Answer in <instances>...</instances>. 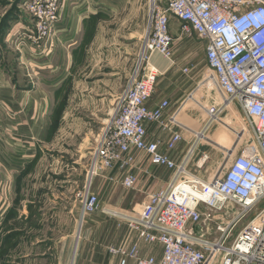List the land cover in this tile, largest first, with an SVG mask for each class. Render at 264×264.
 <instances>
[{"label": "built area", "instance_id": "2783aa9c", "mask_svg": "<svg viewBox=\"0 0 264 264\" xmlns=\"http://www.w3.org/2000/svg\"><path fill=\"white\" fill-rule=\"evenodd\" d=\"M68 1L25 0L23 8L32 25L13 34L17 49L29 46L34 54L46 50L51 37L66 26L62 10ZM157 1L150 6L149 33L137 69L94 149L81 219L100 210L99 197L91 189L93 177L119 170L121 186L134 189L137 177L129 169L136 157H143L172 177L134 214L103 210L136 234L129 246L108 247L119 264H264V207L247 218L264 200V0H165L163 5ZM171 19L178 23L177 36L172 34ZM194 36L203 44L217 102L205 109L200 131L177 161L174 155L183 133L163 121L169 101L152 102L157 70L151 58L157 53L174 65L175 41ZM181 71L190 73L187 67ZM234 108L249 137L238 154L210 178L189 173L187 166L198 142L223 113ZM229 124L223 128L237 133ZM148 125L168 130L167 140L149 139ZM208 159L202 153L196 168L202 169ZM213 233L219 236L211 241L207 236Z\"/></svg>", "mask_w": 264, "mask_h": 264}, {"label": "crops", "instance_id": "0c3cea01", "mask_svg": "<svg viewBox=\"0 0 264 264\" xmlns=\"http://www.w3.org/2000/svg\"><path fill=\"white\" fill-rule=\"evenodd\" d=\"M124 2L125 0H72L69 5L66 4L63 13V24L66 26L60 28L51 38L56 43L67 44L71 47L68 56L63 51L59 52L58 63L50 71H62L56 82L59 85L58 92L62 91L70 80L73 87L77 82V75L78 80L81 81L82 76L79 75L85 70H89L90 76L103 74L99 71L102 66L101 62L108 61L109 56L106 53L113 49L103 48L107 41L104 39L106 35L102 29V23L113 21L114 14ZM66 17L68 21H65ZM95 21L99 22L94 24ZM171 24L172 34L177 36L178 23L175 19H171ZM29 27L31 26L27 21H0V264H49L50 257H57L56 264H119V258L110 255L107 249L110 246H129L136 240L135 232L126 224L106 214L103 210L87 215V218L85 216L86 220L81 219L79 207L76 212L72 209L66 212L70 215H66L68 218V226H66L60 224L61 218L64 219L65 216L64 211H51L53 216H50L45 204L47 199L41 194L31 195L27 191L29 186L27 178L31 177L34 170V162L28 158L32 149L22 142L19 144L16 139L18 133L27 137L34 129L32 116L39 102L27 98L29 91L27 89H31L33 84L31 69L34 66L50 67L48 64L56 51V48L54 52L51 48L53 54L50 57L39 58L29 46L18 50L13 34L17 31L23 32ZM189 46L190 40L177 39L172 47L174 55L177 56L184 50L186 56ZM38 58L39 61H37ZM151 62L161 71L167 69L158 55H152ZM69 70H72L71 79ZM187 78L186 73H183L179 67H174L167 77L157 82L152 97L153 103L162 99L169 101L170 108L166 111L163 121L180 130L183 133V139L184 133L191 130L188 126L192 122L189 114L191 109H186L184 102V96L189 87ZM87 84V88L95 86L92 81ZM37 92L38 90L33 94ZM81 104H88L89 107L93 105V100H84L79 106ZM18 112H23L21 117L25 119V124H21L20 127H18V121L21 117ZM46 120L48 125L49 116ZM204 120L205 117L202 121H197L198 128L202 127ZM181 121H185V124L183 125ZM57 124L58 121H52L50 127L46 125L42 134L45 140L51 138ZM168 136V130H161L156 125L147 126L149 139H159L164 142ZM180 145L174 155L177 161L183 156V149ZM16 151L21 153L23 160L18 162V165L15 157ZM23 165L25 167L23 175L12 176V171H16V167ZM129 170L137 177L135 191L143 194L145 200L149 195L157 192L160 186L165 187L172 177L171 172L156 169L143 157H136ZM153 171L166 173V177L160 179L154 175ZM108 174L111 176L109 177L107 173L101 175L104 185L121 182L123 176L121 171L113 170ZM91 189L98 195L100 201L102 187L92 188L91 185ZM142 204L139 205L140 208ZM74 212L78 215V220ZM52 217L61 220L50 221ZM83 226L85 231L82 236ZM77 229H79L78 240L75 236ZM53 232L61 233L62 236L54 241L50 238ZM66 252H68V257L70 255L67 260H65ZM142 252L147 253L148 248L142 246ZM127 264H133V262L129 261Z\"/></svg>", "mask_w": 264, "mask_h": 264}, {"label": "rangeland", "instance_id": "374dc122", "mask_svg": "<svg viewBox=\"0 0 264 264\" xmlns=\"http://www.w3.org/2000/svg\"><path fill=\"white\" fill-rule=\"evenodd\" d=\"M24 1L0 0V21H27L29 26H31L32 18L24 11ZM71 2L72 0H69L67 5ZM152 2L153 0H125L122 7L114 14L113 21H104L102 23V29L106 35L104 39L107 41L106 46L103 48L111 47L113 49V51L106 53L109 56L107 58L108 61L101 62L102 66L99 71L103 74L90 76L88 74L89 70H85L79 75L82 76L81 81L78 80L77 75V82L73 87L70 80L63 90L58 92L59 85L56 82L62 71H50L58 63L59 52L63 51L68 56L70 55L71 47L67 46V44L56 43L50 39V51L48 52L49 47L47 45L48 48L46 50L36 55L39 58L50 57L56 48L55 54L51 57L48 64L50 67L34 66L31 69L33 84L31 89H27L29 90L27 98L38 100L39 102L37 110L32 116V127L34 129H32V134L27 137L18 133L16 141L19 144L22 142L27 146L29 145L32 149V153L28 154V158H31V162H34V170L31 177L27 178L28 193L31 195L41 194L47 199L45 204L50 216L52 215L51 211L61 210L65 212L64 219L52 217L50 221L61 220L60 224L68 226L66 215H70L66 214V212L71 209L76 212L81 207L84 188L89 183L88 171L92 163L94 149L104 128L115 113L118 98L131 81L133 73L139 64L141 50L149 33V12ZM164 2L165 0L160 2L158 0L157 4L163 5ZM63 13L64 8L62 15ZM99 17L106 18L105 16ZM97 22L99 21H95L94 24ZM110 43L113 45H108ZM154 55L161 57L157 53ZM39 58L37 61L40 60ZM173 60L176 62L170 66V62L162 59L168 69H166L167 71H161L156 65L151 63L157 70V82L167 77L176 66L180 70L185 66L190 69V73L186 74L189 87L184 96V102L186 109H191L189 114L192 122L188 127L192 131L189 130L184 133L186 138L184 137V141L180 145V148L183 149L182 155L185 156L187 149L193 144L196 133L200 131L197 121H202L205 117V109L217 102V95L213 92V76L205 65L203 44L197 37L194 36L190 40L189 52L186 56L184 50H182ZM142 68H145V65H141ZM69 73L71 79L72 70ZM141 73L143 72L140 71V75ZM126 74L127 76H125ZM89 81L94 82L95 86L87 88V82ZM37 90L38 92L33 94ZM65 91L66 93L64 94ZM88 99L93 100V105L88 107V104H81L79 106L80 103ZM21 113L18 112L20 117L22 116ZM47 116H49L51 121V124L49 121L48 125L46 122ZM220 119L205 134V137L198 142L187 166L189 173L196 174L203 179L210 178L212 172L224 169L238 154L246 139L249 138L248 133L243 130L241 116L236 108L223 113ZM19 120L18 127L21 124H25V119L23 120L21 117ZM52 121H58L57 127L51 138L45 140L42 137L43 131L46 125L47 127L52 125ZM181 123L184 125L185 121H181ZM225 123H230L229 125L237 133L224 129L223 124ZM202 153H207L209 159L205 162L202 169L199 170L195 165ZM15 157L17 165L23 161L19 151H16ZM24 171L25 167L23 165L22 168L16 167V171H12L11 174L18 177V175H23ZM106 173L109 175L108 172ZM105 174L102 173L101 175ZM101 175L90 181L92 188L94 186L102 187L100 192V211L111 210L134 214L140 210L139 205L145 201L143 194L135 191V189L126 190L119 182L104 185ZM154 175L160 177V179L166 177V173L158 171H155ZM162 188L164 186H160L158 189ZM263 207L264 200L255 206L247 218H250L253 213L259 212ZM75 212L73 214L78 220V215ZM238 228L239 225L231 233L230 241L237 233ZM84 229L83 226L81 228L82 233L80 232L82 236ZM61 236V233L53 232L50 238L55 241ZM75 236L76 240H78L79 229H77ZM218 236L217 233H213L207 237L213 241ZM67 257L68 252H66L65 260H67ZM56 259L57 257H50L49 264H56Z\"/></svg>", "mask_w": 264, "mask_h": 264}, {"label": "bare ground", "instance_id": "6f19581e", "mask_svg": "<svg viewBox=\"0 0 264 264\" xmlns=\"http://www.w3.org/2000/svg\"><path fill=\"white\" fill-rule=\"evenodd\" d=\"M198 138H201V135H199Z\"/></svg>", "mask_w": 264, "mask_h": 264}]
</instances>
